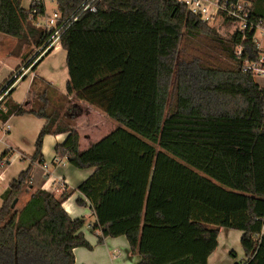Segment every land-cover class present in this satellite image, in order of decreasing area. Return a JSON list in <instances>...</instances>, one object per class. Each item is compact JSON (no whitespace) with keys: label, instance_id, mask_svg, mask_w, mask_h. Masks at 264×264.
I'll return each mask as SVG.
<instances>
[{"label":"trees","instance_id":"16d2710c","mask_svg":"<svg viewBox=\"0 0 264 264\" xmlns=\"http://www.w3.org/2000/svg\"><path fill=\"white\" fill-rule=\"evenodd\" d=\"M21 1L0 0V33L16 40L14 56L53 31L33 23L44 16L43 3L25 8ZM54 1L58 25L72 17L58 36L66 94L33 77L24 103L5 99L12 89L0 101L1 121L12 114L45 120L31 161L42 159L46 134L67 133L54 151L76 169H93L76 190L95 215L98 243L124 236L137 264H207L220 227L242 232L246 259L235 264H264V87L242 71L261 53L251 35L223 38L175 0H94L93 11L80 9L86 0ZM252 15L264 24V0H252ZM194 35L217 43L232 67L184 57L181 40ZM172 77L175 103L167 111ZM73 94L121 126L79 150L67 114ZM31 172L30 163L1 194L0 264H74L73 249L91 245L85 221L62 207L71 191L57 198L35 188L16 209Z\"/></svg>","mask_w":264,"mask_h":264},{"label":"crops","instance_id":"0c3cea01","mask_svg":"<svg viewBox=\"0 0 264 264\" xmlns=\"http://www.w3.org/2000/svg\"><path fill=\"white\" fill-rule=\"evenodd\" d=\"M13 43L15 46V39ZM50 47L52 49L51 52L45 55L43 60L34 66V70L29 73L22 74L19 71L21 67L26 69L30 66L32 67L33 61L27 64L29 60L26 62H18L17 60L18 63L16 62L15 64L12 59L13 62L9 69L12 72L11 76L5 83L0 85V101L12 89L10 96L5 99L19 104L24 103L33 77L43 79L45 82L50 83L60 94H66V83L69 78L65 62L66 52L61 48L58 40ZM10 51L11 49L6 52L5 57H10V54H8ZM50 56H57L59 59L52 68L53 72L46 73L40 70L43 75H38L40 73L38 72L40 67L42 68L45 60ZM25 65L27 66L25 67ZM19 86L22 88L20 91L17 89ZM5 99L2 102V108L4 110L6 109L4 106ZM68 102L73 107V119L77 124L79 150H83L96 141L93 136L99 127L106 126L108 119L103 115L102 111L98 112L94 106L78 99L75 94L68 97ZM83 111L89 115L91 121H95L97 118L103 124L101 126H95L93 123H90L88 126L89 130H84L88 131H80L78 120L80 116H83ZM44 123V119L37 118L31 114L18 116L12 114L5 121L0 120V155L3 151H8L5 159L0 161V196L11 179L15 178L20 171L31 163L32 172L30 175L29 190L23 192L18 199L16 204L17 210L23 206L29 198L31 191L35 188L52 192L57 198L62 191H71V195L63 201L62 207L71 218H80L85 221L81 231L91 245V249L83 246L73 249L74 264H137L140 256L130 250L129 244L124 236L106 237L102 243H98L100 231L93 229L96 222L95 215L88 200L76 190L79 183L88 177L93 169H76L68 163L66 158L58 157L54 151V145L62 143L67 133L46 134L42 141V159L31 161L30 155L34 152L35 139ZM5 125H8L9 128H5ZM43 165H46V168ZM78 198L83 201V204H77L76 200ZM241 234L242 232L240 230L220 227L217 236V246L208 256L207 264H220L230 255L231 251L234 252V250H231V247L238 248L237 240L240 239ZM244 259H246L245 254L242 261Z\"/></svg>","mask_w":264,"mask_h":264},{"label":"rangeland","instance_id":"374dc122","mask_svg":"<svg viewBox=\"0 0 264 264\" xmlns=\"http://www.w3.org/2000/svg\"><path fill=\"white\" fill-rule=\"evenodd\" d=\"M21 3H22L23 7L28 8L29 0H22ZM43 4H44V8H45L44 16L48 17L49 19H52L53 25H56L54 30L55 29L58 30V27L61 24L58 25L57 19L54 16V13L57 14V7H56L55 1L54 0H43ZM217 21H219V19H217L216 22ZM38 23L40 26L44 25V17H38ZM34 24L37 25L36 22ZM39 25H37V26L39 27ZM66 26H67V23H65L64 26L57 31L58 34H56L55 36L53 35L46 44H43V45L38 46V47L37 46H26L23 49V52H22L23 54L21 53L20 55H17V56L9 55L10 57H5V55H6V52H8L10 49L12 50L14 48V45H13L14 44L13 43L14 38L11 36H7L5 34L0 33V85L5 83V81H7L10 78L12 72H11V70L9 71V69H10V66L12 65L13 60H14L15 64H16L17 60H18V62L19 61L26 62L27 60H29V61H27V64H28V62H32V61L34 62L33 64H35L38 61V59L41 56H44L45 52H47L51 48L50 46L53 45L56 42V40H58L57 36L60 35L61 30H63V28H65ZM213 27L215 28L217 34L223 38L227 37L232 30V28L229 25L221 24V23H218L217 25L215 24ZM260 32H261L260 29L257 30L256 39L259 43V48L264 50V35H261ZM179 49L182 50V55L184 57H186L188 59H190L192 57H197V58L201 59L204 64H206L210 67H220V68H228L229 67L230 68L233 65L231 63V61L228 59V57L226 56V54L222 52L219 45H217V43H215L214 41H212L211 39H209L203 35L187 36V37L183 38V40H181ZM58 60L59 59L57 56H50L49 58H47L45 60L44 64L42 65V68L40 67L38 72H40V70H41V71H45L46 73H50V72L52 73L53 72L52 68L55 66V64H56V62H58ZM26 66L27 65H25V67ZM32 70L33 69L31 66L28 67L27 69L24 67H21L19 72L24 74L26 72L29 73ZM38 75H43V74L40 72V73H38ZM254 79H255L256 83H258L260 86L264 87V78L254 77ZM174 87H175V82H174V77H172L170 80V85H169V92H168L169 97H168L167 107H166L167 111H170L172 109V106L175 103ZM17 89H18V91H20V89H22V88L19 86ZM97 111L100 112L99 109H97ZM68 113H73V107L70 109V111L67 112V114ZM82 115L83 116H80V118L78 120L79 121L78 123L80 125V129H81L80 131H82V132H86L89 130L88 126L90 123L91 124L93 123L95 126L96 125L101 126L103 124V122L101 124V122L97 118L95 119V121H91L89 118V115L86 114V112H84V111H83ZM103 115L108 119V122H107L106 126L99 127V129L97 130V132L93 136V138L96 140L100 139L101 137H103L104 135L109 133L114 128L121 126L120 123L111 119L106 114L103 113ZM103 115H102V117H104ZM74 123L77 126L75 120H74ZM85 129H88V130L84 131ZM0 135H1V133H0ZM0 205H1V199H0ZM237 242H238V248H235L233 246L231 247V250H234L235 256L232 257L231 255H228V257L225 258L220 264H235V262L242 261V259L244 257V252H243V249H242L241 244H240V239H238Z\"/></svg>","mask_w":264,"mask_h":264},{"label":"built area","instance_id":"2783aa9c","mask_svg":"<svg viewBox=\"0 0 264 264\" xmlns=\"http://www.w3.org/2000/svg\"><path fill=\"white\" fill-rule=\"evenodd\" d=\"M94 0H86L81 6L80 9H89L95 10L94 6L91 4ZM185 6L187 11L195 16H197L203 23L209 26L217 25L218 23L229 25L232 30L230 34H239L241 40H244L246 37L251 35V39L256 47L260 50V55L257 59L254 60H245L242 63V71L251 72L254 77L264 78V50L259 48V43L256 39L257 30H261L260 34L264 35V24L263 20L260 18H255L252 15V0H175ZM29 3L35 5L38 3H43V0H29ZM54 16L57 19L56 13ZM44 17V25L40 26L38 20H34L39 27L45 31H52L51 36L44 43L46 44L50 38L58 34V30L64 26L68 21L63 22L58 30H54L56 25H53V20L49 19L46 16ZM219 21L216 22V20ZM36 25V26H37ZM58 39V36H57ZM234 54L237 57L242 55V48L240 45L234 48ZM264 109V105H263ZM5 128H9L8 125H5ZM46 168V165H43Z\"/></svg>","mask_w":264,"mask_h":264},{"label":"water","instance_id":"95a60500","mask_svg":"<svg viewBox=\"0 0 264 264\" xmlns=\"http://www.w3.org/2000/svg\"><path fill=\"white\" fill-rule=\"evenodd\" d=\"M16 202V201H15Z\"/></svg>","mask_w":264,"mask_h":264}]
</instances>
